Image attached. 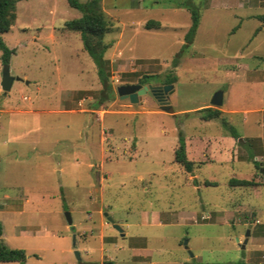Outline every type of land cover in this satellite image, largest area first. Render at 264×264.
<instances>
[{"label":"rangeland","instance_id":"374dc122","mask_svg":"<svg viewBox=\"0 0 264 264\" xmlns=\"http://www.w3.org/2000/svg\"><path fill=\"white\" fill-rule=\"evenodd\" d=\"M188 5L201 8L191 42ZM101 6L114 22L105 35L112 98L80 32L66 26L82 15L68 0H17L2 34L15 50L5 91L0 49L2 238L32 264L264 261V0ZM150 19L161 26L146 28ZM146 75L152 85L177 76L170 111L148 94L120 97V85L147 84ZM219 90L217 108L239 137L202 118ZM181 135L192 171L175 160Z\"/></svg>","mask_w":264,"mask_h":264},{"label":"trees","instance_id":"16d2710c","mask_svg":"<svg viewBox=\"0 0 264 264\" xmlns=\"http://www.w3.org/2000/svg\"><path fill=\"white\" fill-rule=\"evenodd\" d=\"M69 4L72 7L78 8L81 10L82 15L79 18H75L72 20H68L66 22V26L71 29H75L80 32L81 38L83 40L84 49L92 56L94 59L98 74L101 79L102 84L107 91V96L109 98L113 97L114 89L112 86V82L110 79V70H109V59L105 57L106 52L112 46V43L105 39V35L110 32L114 27L113 20L108 17V15L103 11L101 6V0H88L86 2H81L80 0H68ZM17 0H0V49L3 51L2 58L4 63H8L10 61V57L12 53H14V49L9 48L3 38L2 34L8 32L12 25L15 24L17 19L16 12ZM188 10L191 13V25L186 33L187 42L193 41L196 32L198 30L200 20H201V12L200 7H196L193 5H188ZM264 21V15L260 16ZM161 22L156 19H150L146 23V28L152 27H160ZM179 64V55H177L174 59V66L176 67ZM155 75H146L143 81L148 82L150 78H153ZM177 80L176 75L167 76L164 80L165 83H173ZM200 110L205 111L202 115V118L209 120L212 118H220L222 123L228 127L232 134L235 137H239V133L237 129L230 124L225 117L222 116V110L209 106L203 107ZM175 160L181 163L187 171H192L194 167V161L188 159L186 152L185 139L181 135L179 137V145L175 150ZM239 184H251L253 181L246 179H238L234 180ZM3 223L0 220V262H10L17 261L21 264H26L29 255L24 248H12L6 244L3 236ZM34 256H38L35 254ZM185 264H208L201 263L195 259L192 262H186ZM234 264H264V261H256V262H245L239 261Z\"/></svg>","mask_w":264,"mask_h":264},{"label":"water","instance_id":"95a60500","mask_svg":"<svg viewBox=\"0 0 264 264\" xmlns=\"http://www.w3.org/2000/svg\"><path fill=\"white\" fill-rule=\"evenodd\" d=\"M14 80L15 77L10 73V65L6 63L3 70V78L1 83L3 90L10 91ZM173 88H174L173 83H168L166 85H156V86L152 84L130 83V84L120 85L117 88V91L121 98H129L131 102H138L139 96L144 94H148L150 96L156 95L160 99L162 109L166 111H170L172 109L171 103L168 100H165L164 99L165 96L163 95L172 92ZM223 100H224L223 91L219 90L214 94L211 103L215 107H220L223 105ZM66 214H67L68 223L72 224L73 220L71 214L69 212H67ZM105 215L107 216L108 214L105 213ZM107 217L108 220L113 223V226L117 228L120 232H122V234L124 235L122 227L118 223H115L111 217L109 216ZM249 235H250V230H248L246 234L245 242H247ZM185 243L187 244V241ZM242 246L245 247V244H243ZM76 254L80 259V253L76 251ZM191 256L194 257V254L191 253Z\"/></svg>","mask_w":264,"mask_h":264},{"label":"crops","instance_id":"0c3cea01","mask_svg":"<svg viewBox=\"0 0 264 264\" xmlns=\"http://www.w3.org/2000/svg\"><path fill=\"white\" fill-rule=\"evenodd\" d=\"M223 112V111H222ZM263 112H264V110H263ZM262 140H264V138H262ZM27 201V200H26ZM17 208H15V210H16ZM21 234V233H20ZM54 234H56L55 232H49V238H50V240H51V238L53 237V235ZM106 235L104 234V232L101 230V232H100V236H99V238H100V240H101V243H105V241H104V237H105ZM3 237H4V232H3ZM4 239V238H3ZM28 254V253H27ZM35 254H37L38 256H34ZM29 255V254H28ZM32 256H34L37 260H42V256L41 255H39L38 253H33L32 254ZM30 257V256H29ZM29 257H28V260H27V262H26V264H32V262H30L29 261ZM0 263H5V264H21V263H19V262H17V261H10V262H0ZM149 264H154L153 262H150Z\"/></svg>","mask_w":264,"mask_h":264},{"label":"flooded vegetation","instance_id":"af4514ba","mask_svg":"<svg viewBox=\"0 0 264 264\" xmlns=\"http://www.w3.org/2000/svg\"><path fill=\"white\" fill-rule=\"evenodd\" d=\"M145 82V81H144ZM147 84H150V82H146ZM154 86H156V85H154ZM155 99H157L158 101H159V103L161 104V102H160V99L156 96V95H152ZM163 96H165V100H167V94H164Z\"/></svg>","mask_w":264,"mask_h":264}]
</instances>
